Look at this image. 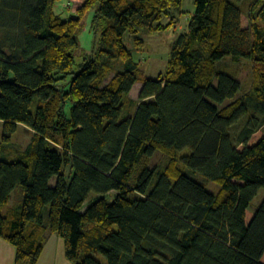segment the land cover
Instances as JSON below:
<instances>
[{"label":"trees","instance_id":"obj_1","mask_svg":"<svg viewBox=\"0 0 264 264\" xmlns=\"http://www.w3.org/2000/svg\"><path fill=\"white\" fill-rule=\"evenodd\" d=\"M59 1L0 0V239L14 264H37L49 235L70 264H264V199L250 208L264 189V0H194L154 79L133 50L175 27L182 0H82L67 18ZM90 11L98 48L73 74ZM226 62L249 66L248 88ZM18 125L32 136L5 161Z\"/></svg>","mask_w":264,"mask_h":264},{"label":"rangeland","instance_id":"obj_2","mask_svg":"<svg viewBox=\"0 0 264 264\" xmlns=\"http://www.w3.org/2000/svg\"><path fill=\"white\" fill-rule=\"evenodd\" d=\"M194 0H182V5L180 8V13H176L177 18H175L177 24L174 28L167 29L163 32L154 33L151 35L142 34V38L144 40V45L141 48L134 49L133 44V37L130 34H126L124 36V45L128 49L133 50V58L136 63L139 64L140 74L139 78H156L160 73L165 70L166 61L168 58L170 46L172 42L175 40L176 36L186 30L187 25V18L193 13ZM82 4V0H60L54 6V10L56 13L60 14L63 18H67L70 15L76 14V9ZM243 9V8H242ZM92 11L86 13L83 19V25L80 30L76 33V41H77V48L73 51V74L77 73L80 69V65L83 59L87 58L88 56L92 55L94 52L97 51L98 48V40H99V29L96 32L92 26ZM222 69L232 72L234 75L238 77L239 82L248 88L250 86V68L246 63H241L239 65H233L230 62L223 63L221 66ZM73 74L68 76L70 79ZM61 81L60 83H63ZM141 87V83L137 82L129 97L133 100L137 99L138 91ZM242 88L244 89L243 85ZM69 112V111H68ZM32 133L29 129H27L23 125H18L15 134L12 136L11 140V147L6 148L3 150L2 159L5 161H12L15 160L14 156L17 151L23 150L30 141ZM0 140H1V125H0ZM163 160L160 155L155 154L151 160V165H162ZM187 172V171H186ZM64 173L67 177L70 176V169H64ZM197 182L205 183L207 190L210 193H216L218 187L208 181L203 180L199 175H192L191 176ZM202 179V180H201ZM50 184H54L51 181ZM17 193L11 198V201L8 205L3 207L5 211L8 208H11L16 203ZM114 194H110V197H113ZM101 196L97 194H89L87 200L85 201L83 207L81 208L80 212L83 213L88 206L94 202L96 199L100 198ZM106 198V197H104ZM108 199V198H107ZM264 199V189H260L257 192V195L250 203V208L255 210L259 204ZM49 246L46 256H48V264H70L67 259L65 258L64 253V242L61 238H58L55 235H49ZM51 244V245H49ZM99 258V256H98ZM46 259V258H45ZM102 264H105V261L100 258Z\"/></svg>","mask_w":264,"mask_h":264},{"label":"crops","instance_id":"obj_3","mask_svg":"<svg viewBox=\"0 0 264 264\" xmlns=\"http://www.w3.org/2000/svg\"><path fill=\"white\" fill-rule=\"evenodd\" d=\"M175 16H176V14H175ZM176 18H177V16H176ZM180 33H182V32H180ZM2 212H4L3 209H2ZM49 241H50V239L48 238L47 244L49 243ZM47 244H46L44 251H43V253H42L37 264H48V258L49 257L46 256V252H47L49 246H47ZM49 245H51V244H49ZM14 260H15V249H14V247H12L10 244L6 243L4 240L0 239V264H14Z\"/></svg>","mask_w":264,"mask_h":264}]
</instances>
